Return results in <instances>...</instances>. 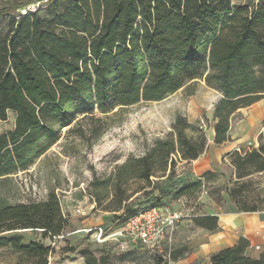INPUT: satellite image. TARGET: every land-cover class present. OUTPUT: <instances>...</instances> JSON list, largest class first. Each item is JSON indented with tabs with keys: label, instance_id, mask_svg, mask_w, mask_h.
I'll return each mask as SVG.
<instances>
[{
	"label": "trees",
	"instance_id": "obj_1",
	"mask_svg": "<svg viewBox=\"0 0 264 264\" xmlns=\"http://www.w3.org/2000/svg\"><path fill=\"white\" fill-rule=\"evenodd\" d=\"M38 1L48 5L46 17L39 9L8 14ZM15 2L0 10L9 22L8 31L0 35V121H7L9 112L15 114L13 129L0 135V180L27 171L77 117L95 110L107 114L119 106L159 102L187 83L203 80L220 94L213 130L214 143L222 145L231 141L232 116L264 98L263 4L249 11L233 0ZM172 128L176 141L158 140L142 156L117 166L108 178L89 184L96 207L122 219L117 227L141 211L131 208L133 195L151 194V178L174 172L176 154L193 161L205 150L204 135H185L191 125L184 117L178 116ZM263 139L260 134L257 149L227 154L234 171L235 188L229 190L233 199L242 193V179L264 172ZM200 185L184 183L174 197ZM192 220L199 228L217 229L215 216ZM66 226L54 191L43 201L2 206L0 248L10 247L25 264H48L51 247L40 241L23 244L17 233L38 231L52 240L62 236ZM248 245L241 237L233 247L211 255L210 264H264V251L257 259L249 258ZM183 251H166L169 261L179 259ZM81 256L85 264L107 263L105 257L86 251Z\"/></svg>",
	"mask_w": 264,
	"mask_h": 264
},
{
	"label": "rangeland",
	"instance_id": "obj_2",
	"mask_svg": "<svg viewBox=\"0 0 264 264\" xmlns=\"http://www.w3.org/2000/svg\"><path fill=\"white\" fill-rule=\"evenodd\" d=\"M25 4L27 0H0V10H5L14 2ZM46 1V0H44ZM15 2V3H16ZM234 4L246 6L252 11L264 0H233ZM39 9L41 17L48 14V5L41 1L13 11L10 15L22 14ZM24 10V11H23ZM9 29L7 16H0V35ZM220 94L207 87L203 80H194L186 87L159 102H139L130 106L116 107L112 112L86 114L62 131L60 140L45 155L36 161L27 171L8 176L0 180V207L16 205L28 201H43L49 191H54L59 198L61 210L67 218L63 237L58 240L43 239L38 231L17 233L23 236V244L40 241L51 247L48 264H85L82 251L91 253L96 258L105 257L106 264H169L170 249L184 248L180 257L188 252L192 243H199L202 235L195 226L192 217L203 216L209 207L213 211H246L255 209L264 212V172L252 174L242 179V193L236 198L229 196V190L235 188L234 171L229 161L222 156V147L208 143L207 135L214 125V105ZM264 102V98L261 99ZM10 114V113H9ZM12 116V115H9ZM178 116L185 118L191 128L184 131L187 137L198 139L204 135L206 148L198 158L208 155L213 160L210 173L199 176L179 155L174 156L175 170L168 177L151 178V194L139 192L129 200L133 210L161 206L175 210L182 215L174 239L170 245L158 248L132 247L122 251L117 242L98 243L88 224L98 220L108 231L117 227L122 219H114L112 213L97 208L89 184L95 179L111 176L115 168L129 157L142 156L158 140L169 138L176 141L173 124ZM10 118V117H9ZM242 114L232 118V132L238 137L241 127L238 125ZM10 127V120L0 121V133ZM261 134L264 135V129ZM236 140V139H235ZM264 143V139L262 141ZM258 145L253 148L257 149ZM200 179H197V178ZM199 181L200 187L190 190L186 195L175 198L174 194L184 184ZM151 190V187L147 189ZM109 197L111 194L108 193ZM80 217L71 218L66 208L78 205ZM93 205V209H89ZM63 208V209H62ZM120 213H118L119 215ZM80 222V233L77 227ZM87 227L86 229H83ZM73 249V251H69ZM0 264H25L10 247L0 248Z\"/></svg>",
	"mask_w": 264,
	"mask_h": 264
},
{
	"label": "crops",
	"instance_id": "obj_3",
	"mask_svg": "<svg viewBox=\"0 0 264 264\" xmlns=\"http://www.w3.org/2000/svg\"><path fill=\"white\" fill-rule=\"evenodd\" d=\"M9 113L8 121L10 120V127L5 128L4 131L0 133V135L11 131L14 127L15 114L13 112ZM239 113L242 114V119L238 123V125L241 127L238 137L233 135L232 120L228 132L231 141H228L222 145H216L214 143L213 126L210 127L207 135L209 144H213L216 147H222V156L225 154V158H227V154L234 151H239L241 149L243 151H249L255 148L258 145V137L264 129V102H261V100L248 108L238 110L235 114ZM1 122L5 123L7 121ZM183 163H186L188 166H190L192 172H194L197 176L212 171L213 168V160L208 155L193 161L183 160ZM197 179L200 178L198 177ZM72 200L78 203V205H71L70 208H66V211L69 213L71 218H79L80 201L75 199ZM204 208L208 212L203 216H215L218 218L217 229L215 231H209L200 228V232L198 233L202 235L201 241L199 243L190 244L188 247V252H186L184 256L179 257V259L175 261H169V264H210L211 255L233 247L241 237L247 240L249 243L246 249V255L252 259L259 258L260 254L264 251V212H219L213 211L207 206ZM89 209H93V205H91ZM62 213L64 214V210H62ZM96 220L98 221L94 224H88L86 226L90 228L103 225L102 223L104 222L99 221V217H97ZM86 228L87 227H84L83 229ZM30 232L34 231L23 230L19 231L18 233ZM77 233H80V222L79 226L77 227Z\"/></svg>",
	"mask_w": 264,
	"mask_h": 264
},
{
	"label": "built area",
	"instance_id": "obj_4",
	"mask_svg": "<svg viewBox=\"0 0 264 264\" xmlns=\"http://www.w3.org/2000/svg\"><path fill=\"white\" fill-rule=\"evenodd\" d=\"M181 220L182 215L175 210L153 207L139 211L122 225L109 231L102 225L90 228L88 231L93 233L98 243L112 240L117 242L122 251L138 245L158 248L172 243ZM61 237L63 236L53 239L58 240Z\"/></svg>",
	"mask_w": 264,
	"mask_h": 264
},
{
	"label": "bare ground",
	"instance_id": "obj_5",
	"mask_svg": "<svg viewBox=\"0 0 264 264\" xmlns=\"http://www.w3.org/2000/svg\"><path fill=\"white\" fill-rule=\"evenodd\" d=\"M24 11V10H23Z\"/></svg>",
	"mask_w": 264,
	"mask_h": 264
}]
</instances>
